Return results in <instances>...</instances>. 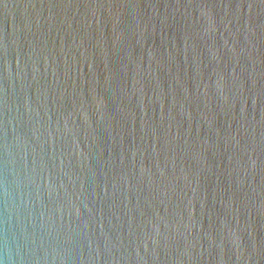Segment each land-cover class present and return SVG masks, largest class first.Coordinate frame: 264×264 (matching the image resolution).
I'll list each match as a JSON object with an SVG mask.
<instances>
[{
  "label": "water",
  "instance_id": "obj_1",
  "mask_svg": "<svg viewBox=\"0 0 264 264\" xmlns=\"http://www.w3.org/2000/svg\"><path fill=\"white\" fill-rule=\"evenodd\" d=\"M0 264H264V0H0Z\"/></svg>",
  "mask_w": 264,
  "mask_h": 264
}]
</instances>
